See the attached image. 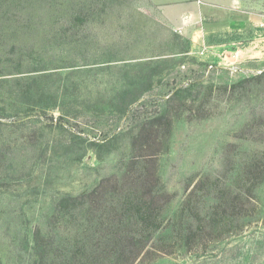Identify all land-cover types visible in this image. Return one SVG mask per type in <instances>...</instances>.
Listing matches in <instances>:
<instances>
[{
  "label": "rangeland",
  "instance_id": "1",
  "mask_svg": "<svg viewBox=\"0 0 264 264\" xmlns=\"http://www.w3.org/2000/svg\"><path fill=\"white\" fill-rule=\"evenodd\" d=\"M158 3L0 0V264H264V0Z\"/></svg>",
  "mask_w": 264,
  "mask_h": 264
},
{
  "label": "crops",
  "instance_id": "2",
  "mask_svg": "<svg viewBox=\"0 0 264 264\" xmlns=\"http://www.w3.org/2000/svg\"><path fill=\"white\" fill-rule=\"evenodd\" d=\"M165 8V15L171 26L192 41H202V48L211 52L212 47L201 40V30L206 14L215 9H236L241 0H152ZM194 28L193 30H191ZM239 52L232 57H238Z\"/></svg>",
  "mask_w": 264,
  "mask_h": 264
},
{
  "label": "built area",
  "instance_id": "3",
  "mask_svg": "<svg viewBox=\"0 0 264 264\" xmlns=\"http://www.w3.org/2000/svg\"><path fill=\"white\" fill-rule=\"evenodd\" d=\"M235 58V57H234Z\"/></svg>",
  "mask_w": 264,
  "mask_h": 264
}]
</instances>
